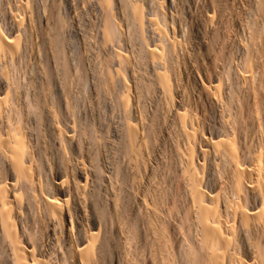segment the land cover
I'll list each match as a JSON object with an SVG mask.
<instances>
[{"label":"bare ground","instance_id":"6f19581e","mask_svg":"<svg viewBox=\"0 0 264 264\" xmlns=\"http://www.w3.org/2000/svg\"><path fill=\"white\" fill-rule=\"evenodd\" d=\"M136 1L89 0V14L95 12L102 29L101 35L94 32L110 43L105 68L115 74L110 80L112 71L111 77L105 72L98 80L92 65L91 87L100 97L94 101L99 107L103 97L100 105L117 111L116 122L108 117L106 125L108 115L99 122L98 114L107 109L99 112L93 101L89 105L98 109L93 116H99L97 122L79 112L82 121L97 123L92 127L90 121L77 125L81 118L77 124L69 120L78 102L69 96L75 72L63 48L67 20L62 23L65 14L57 11L62 4L46 9L44 31L40 1L33 9L35 0H12L19 13L10 26L15 37L5 39L0 32L1 264H264V0H173V13H157L153 20ZM74 2L84 10L83 2ZM149 3H144L146 9L152 7ZM35 10H41L38 19ZM72 19L75 27L78 22ZM28 52L37 61L30 64L36 69L30 84L32 67L23 65ZM77 62L78 79L73 80L82 82L89 72L85 75L86 64ZM135 63H141L138 70ZM18 65L28 70L22 76L29 79L26 100L18 93ZM87 79L82 83L89 84ZM145 98L154 100L149 120L143 112ZM24 110L31 113L25 116ZM96 147L108 163L101 171L96 169Z\"/></svg>","mask_w":264,"mask_h":264},{"label":"rangeland","instance_id":"374dc122","mask_svg":"<svg viewBox=\"0 0 264 264\" xmlns=\"http://www.w3.org/2000/svg\"><path fill=\"white\" fill-rule=\"evenodd\" d=\"M1 1H2V0H0V6L3 7V5H4L3 8H6V7H7L6 4H9V3L6 2V0H3V1H2L3 4H1V3H2ZM8 1H10V6H11V4L14 5V3H12V0H8ZM37 1H38V2L40 1V2H39V6H38V7H40L39 9H43V7L45 8V9H43L42 11H41V10H37V11L35 10V12H34V14L36 15L37 12H40V11H41V12H40L41 14L39 13V14H40V17H39V15L37 14L38 17H39L40 19L43 20V21L40 22V23L42 24V25H41L42 27H40V29L42 28L41 30H44V31L46 30L47 26H46V22H45V21L48 19V14H49L48 11H50V9H51V8H49V7H52V5L54 6V5H55V4H54L55 2H56V5H55L54 7H52V9H55V8L59 7V6H60V3H61L62 5L60 6V8H59V9L57 8V11L60 12L59 15H64V14H65L64 17L69 16V19H68V17L65 18V19H63V18H64L63 16H60V17H62V18H61V19H62V23H63V21L65 22V20H67V22L70 23L69 25H68L67 22L64 23V26L66 25V27H67L66 31H68V33H70V35L64 30L65 27L62 26V29H63V31H64L63 35L65 34V35H64V38H63V37H62V38L65 39V40H63V44L65 45L63 48L68 49V51L65 50V52H66V51L69 52V53H66V54H65V57L68 58V61H70L69 63L72 64V65L70 64L71 71L73 70L75 73H77V71H75V68H76V69L78 68V65H77V64L79 63V62H77L78 58H79V61L82 60V62H83L84 64H86V65H83V68H84V66H87V67H85L87 70H86V69H83V70H86V71H84V72H85V75L89 72V69H90V71H91V69L93 70V68H94V70H93L92 72H94L95 74L91 72V75H90V72H89V73L86 75L87 78L91 79V80H89V79L86 78L87 80H89V81H88L89 84H88V83H86V84L84 83V84H85V85H84V84L82 83V82H86V81H85L86 79H84L82 82H80V80H78L77 82L74 81V80L78 79V77H77L78 74H76V78H74V77H75V73L71 75V73H73V71L70 73L71 76H70V81H69V83H68V84L72 85V83L74 82L73 85H75V86L77 85L76 87L73 86V85H72L71 87H68V89H70V90H69V96H70V93H72V94L74 93V94L78 95V96H77L78 98H77L76 95H74V94H73V96H72V94H71V96H72L73 98L70 96V101H71L72 103H73L75 100L78 102V104H77V103H74V105L77 104L76 106H78V105H80V104H79L80 101L82 102L84 99H87V102H85V100H84V102H82V103H85V106H83V105L78 106L79 109H81V107H82V108H83V107H86L87 109L84 108L85 110H79V109L77 108V109H78V111H77L76 106H75V108H73V110H75V111L77 112V113H75L74 111H71L72 109H71V107H70L71 110H69V111L72 112L73 118H75V119H73V118L71 117V115H70L69 117H71L72 119L69 118V120H73L74 122H75V120H76V121L78 122L79 120H77V119H80V118H81V121L78 122V124H77L76 122H75V123H76L77 125H79V123H80V125L82 124L81 126L86 125V122L88 123V122L90 121V119H89V121H88V120H85V121L83 120V121H82V119H83V118H86V119H88V118H93V116L96 115V111L98 110L97 108H99V112H101V109H100V108H101L102 106H104V104H103V105H102V104L100 105L101 101L103 100V99H102L103 97H102L101 99H99V101L101 100L100 102L98 101V102H99V103H98V104H99V107L96 106L97 101H94V100H98L99 95H97L98 97L96 98L95 93H94V90H93V87H91V83H93V80H94V82H95V78L98 79V80H100V78H104L105 75L103 76V74H105V72H108V77L113 73V74H112L113 76H112V75H111L112 77L110 76V77H111L110 80H112V79L115 78L114 71L111 70L110 68H108V69L110 70V72H109V70H108L107 68H105V67H108V65H109V63H108L109 60H107V59L110 58V56H108V55H110V53H109V44H110V43H109L108 39L101 38V36H100V35H101V30H102V29L99 28V26H97V25H100V23H99V21H98L99 19H98V16L95 15V12H94V15H95V16H94L93 14L90 15L91 12L93 13V11H90V10H89V7H90V6H89V0H84V1H83V0H81V1L78 0L80 3L83 2V3H82L83 6L85 5L84 3H86V2L88 3V4L86 5V7L89 6L88 8L85 9V8H84L85 6H84V7L82 6V8L84 9V10H83L84 12L82 11L81 8L79 9V6H80V5H79L78 3H75V2H74L75 0H74V1H73V0H68V1H69L68 3H67V0H65L66 2H64V0H63L62 2L59 1V0H55L54 3H53V0H48V1L44 0V4H45V5H42V4H41V2H43V0H35V3H36ZM51 1H52V4H51ZM57 1H59L60 3L58 2V4H57ZM76 1H77V0H76ZM85 1H86V2H85ZM137 1H138V3H140V4H138V3H137V4H138L141 8L143 7V9L146 10V14L148 13V16H149V14L151 13L150 18H151V16H153V15L156 17V14H157V13H162V14H164V12H165L164 15H165L166 17H167V15H168V17H169V16L173 13V11L175 10V9H173V8H175V4H174V1H173V0H172L173 3L171 2V0H167V1L164 0V1H162L163 3L161 2V0H158L159 2L156 1V0H153V1H152V0H149V1H148V0H147L146 2H144L145 0H137ZM137 1H136V2H137ZM150 1L152 2V4L149 3ZM154 1H155V3H154ZM165 1H166V2H165ZM169 1H170V2H169ZM13 2H14V1H13ZM46 2H47V3H46ZM48 2H50L51 6H50V4H49ZM63 2H64V4H63ZM71 2H73V3H71ZM141 2H143V3L141 4ZM147 2H148V3L150 4V6H152V7H148V9H146L147 6H148V3H147ZM156 2H157V5L154 6V4H156ZM168 2H169V3H168ZM70 3H71V4H70ZM144 3H146L147 6H146V4H144ZM159 3H160V4H159ZM161 3H162V5H161ZM164 3H165V4H164ZM167 3H168V4H167ZM170 3H172V5H171ZM67 4H69L70 6L67 5ZM5 5H6V6H5ZM41 5H42V7H41ZM57 5H58V6H57ZM63 5H65L66 7H63ZM71 5H72V7H71ZM78 5H79V6H78ZM144 5H145L146 7H145ZM163 5H164L165 7H164ZM166 5H167V6H166ZM168 5H169V6H168ZM10 6L8 5V7H10ZM34 6H35V8H33V9H38V7H37V3H36ZM46 6H48V7H46ZM56 6H57V7H56ZM68 6H69L70 9H66V8H68ZM161 6L164 7V9H165V8L167 9V8H169V7H170V8L167 9V10L165 9L166 11H162L163 8H162ZM171 6H172V9H171ZM173 6H174V7H173ZM2 7H0V8H2ZM8 7H7V9H6V13H7V12L9 13L12 9H14V6H13V7L11 6L9 9H8ZM36 7H37V8H36ZM76 7H77V8H76ZM156 7H157V8H156ZM3 8L0 9V12L2 11V12L4 13L5 11H3V10H5V9H3ZM61 8L63 9L62 12H61ZM72 8H74V10H73ZM150 8H151V9L153 8V10H151ZM10 9H11V10H10ZM46 9H47L48 11H47ZM75 9H79V10H81L82 13H81V11H77V12H75V11H76ZM164 9H163V10H164ZM7 10H9V11H7ZM87 10H88L89 12H86ZM148 10H149V11L151 10L152 12H151V11L148 12ZM14 11H16V10H15V9L12 10V11L9 13V15H8V13H7V15H6L7 17L5 16L6 13H4V14H2V12L0 13V30L3 29L2 31L4 32L5 35H3V32H2V31H0V32L2 33V34H1L2 37L5 36V37H4L5 39H7L8 36L11 37L12 39L15 37V35H14L13 31H12V28H10V26L12 27V25H11L12 23H11V22H13V19H14V20H17V19H18V17H19V13H18L17 11H16V12H14ZM63 11L66 12V13H64ZM72 11H73V12H72ZM153 11H154L155 13H154ZM167 11H168V14H166ZM85 12H86V13H85ZM14 13H15V14H14ZM43 13H44V15H42ZM46 13H48V14H46ZM61 13H62V14H61ZM71 13H73V14H71ZM74 13H75V15H74ZM77 13H79V16H80V17L84 14V15L82 16V19H81L79 16H77ZM80 13H81V15H80ZM89 13H90V14H89ZM16 14H18V15L15 17ZM68 14H71L72 16H71V15H68ZM86 14H89L90 16L88 15V16H89V17H88ZM11 15H12V16H11ZM37 15H36V17H37ZM45 15H46V16H45ZM66 15H67V16H66ZM73 15L76 16V19H77V18H78V19H77V20H76V19L74 20L75 17H74ZM85 15H86V16H85ZM1 16H3L4 18L2 19ZM9 16L11 17V19H12V18H13V19H12L11 21L8 20V21H10V22H7V19H8ZM41 16H43L44 18H43V17L41 18ZM146 16H147V15H146ZM148 16H147V18H148ZM10 17H9V19H10ZM38 17H37V19H38ZM45 17H47L46 20H45ZM72 17H74V18L72 19ZM83 17H84L85 19L88 18L87 21L84 20ZM91 17H92V18H91ZM96 17H97V19H95ZM155 17H152V18H155ZM150 18H148V19H149V20H153L152 18H151V19H150ZM1 19H2V20H1ZM40 19H39V20H40ZM71 19L73 20L72 23L78 22L80 25L77 23L78 25H77V24H74V26L77 27V28L73 27V24H71V21H70ZM39 20H38V21H39ZM44 20H45V21H44ZM80 20H81V21H80ZM82 20H84V21L82 22ZM88 20H89V21H88ZM90 20H91V21H90ZM92 20H94V21L97 20L96 22L99 23V24L95 23V24H96V25H95V24L92 22ZM3 21H4L5 23H4ZM2 22H3V23H2ZM80 22H82V23H80ZM86 22H87V24H89L90 22L93 23V24L90 23L89 25H87ZM88 22H89V23H88ZM38 23H39V22H38ZM40 23H39V26H40ZM83 23H85V24L83 25ZM7 24H8L9 26H8ZM44 24H45V25H44ZM67 25H68L71 29H70ZM86 25H87V28L89 27V29H88V30H89L88 33H87V28L85 27ZM91 25H92V26L94 25V26L92 27L93 29L95 28L94 30L90 27ZM7 26H8V27H7ZM71 26L73 27V29H72ZM83 26H84V27H83ZM118 26H119V28H120V23H119V22H118ZM3 27H4V28H3ZM44 27H45V28H44ZM82 27H83V28H82ZM100 27H101V26H100ZM9 28H10V29H9ZM85 28H86V29H85ZM90 28L92 29L91 31H90ZM119 28H118V29H119ZM4 29H5V31H4ZM74 29H75V30H74ZM82 29H83V30H82ZM97 29H98V30H97ZM100 29H101V30H100ZM69 30H70V31H69ZM77 30H82V31H84V32H82L83 34H81V31L78 32ZM99 30H100V31H99ZM8 31H9L10 33H9ZM74 31H75V32H74ZM94 31H97V34H100V35H99L100 37H99ZM98 31H99V32H98ZM11 32H12V33H11ZM91 32H92V33H91ZM121 32L124 33V31H121ZM61 33H62V31H61ZM71 33H73V34H71ZM75 33H76V35H75ZM93 33H94V34H93ZM6 34H7V35H6ZM9 34H10L11 36H10ZM78 34H79V35H78ZM84 34H85V35H86V34H87V35L89 34L88 36L86 35V36L89 37V38L85 39L86 37H85ZM80 35H81V36H80ZM96 35H97L99 38H97ZM122 35H123V37H125V34H122ZM13 36H14V37H13ZM71 36H72V37H71ZM77 36H79V40H80V41L77 40V39H78ZM82 36H83V37H82ZM92 36L95 37V38H96L97 40H99V41H100V39H101L100 42L98 41V44H99V43H101V44H102V43H105V44H103L102 46H100L101 44H99V46L96 45L97 41H96L95 38H93ZM183 36H184V35H182V37H180V40H181V41L184 40L183 38H184L185 36H184V37H183ZM9 37H8V39H11V38H9ZM32 37H33V38H31V41H32L31 43H32V46H33V50L35 51V50H37V47H35V45H34L33 43L36 42V39H34V38H35L34 35H32ZM68 37H69V38H68ZM75 37H76V38H75ZM71 38H72V39H71ZM74 38H75V39H74ZM81 38H82V40H81ZM91 38H92L93 40H91ZM33 39H34V40H33ZM84 39H85L86 41H85ZM89 39L91 40V42H89ZM102 39H104V40H102ZM182 39H183V40H182ZM66 40H67V41H66ZM75 40H76V41H75ZM34 41H35V42H34ZM71 41H72V42H71ZM87 41H88L89 43H88ZM92 41H93V43H92ZM94 41H96V43H95ZM103 41H104V42H103ZM64 42H65V43H64ZM68 42H69V44H68ZM82 42H83V44H84V42H87V44H86V43L84 44V45H86V46L82 45ZM66 43H67V44H66ZM72 43H73V44H72ZM80 43H81V45H80ZM91 43H92V45L94 44L93 47H92V45H91V48H88V47H90V44H91ZM66 45H67V47H66ZM68 45H69V46H68ZM74 45H75V46H74ZM87 45H88V46H87ZM107 45H108V47H107ZM77 46H78V47H77ZM80 46H81V47L84 46L86 51L89 50V49H90V50L92 49L93 51H92V52L87 51V52H88V53H87L86 51H84V49H81ZM103 46H105L104 49H103ZM68 47H69V48H68ZM79 47H80L81 50H83V51H84L85 53H87V54L85 55L84 52H81L80 49H78ZM84 47H83V48H84ZM95 47H97V49H95V51H94V48H95ZM100 47H102V48H101V49H98V48H100ZM71 48H72V49H71ZM86 48H87V49H86ZM69 49H71L72 51L69 50ZM75 49H76V50H75ZM128 49H129V46H128L127 50H128ZM130 49L132 50V47H131V46H130ZM130 49H129L128 51H130ZM134 49H135V50H134ZM98 50H99V51L102 50V51L99 52ZM103 50H104V51H103ZM133 50H134V51H133ZM133 50H132L133 52H136V51H137L136 48H133ZM76 51L78 52V58H77V56L75 55V54L77 53ZM97 51H98V52H97ZM65 52H64V53H65ZM103 52H104L105 55L103 54ZM106 52H107V53H106ZM130 52H131V51H130ZM70 53L72 54V56H71ZM81 53H83L85 56H84V55H81ZM89 53L93 54L92 56H94V57H92L91 55H89ZM94 53H95V54H94ZM98 53H99V56H97ZM137 53H138V51L136 52V54H137ZM27 54H28V59H29L30 61L27 59V56H26ZM27 54L24 55V57H25L26 59H25L24 57H23V59H25V63H27V62H29V63H27V64L25 65V63L23 62V65L26 67V66L29 64V65H28L29 67L27 66V68H29V70H30L31 67H32V69L29 71L30 75H29V73H28L27 68H25V67L22 66V65H21L22 67H21L20 65H18L19 67L17 66V68H16V73H17V74H20V73H21V77L19 76V79L21 78L22 80H21V79H20V80H19V79H16V77H17L18 75H14V76H15L14 78H15L16 80H18L17 82L19 83V87H18V91H19V92H18V93H20V95H21L22 98H23L22 95H24L25 93H26L25 95L29 96V95L27 94L28 91H27V92H26V91L24 92V89L27 90L28 85H29L30 83H33V82L35 81V79L33 80L32 78H33L34 76H36V72L32 71V70H35V71H36V69L33 68V67H35V66H30V64L32 63L33 60L35 61V63H37V61L34 59V57H33L29 52H28ZM68 54H69L70 57H68ZM73 54H74L75 56H74ZM101 54H103V55L105 56L104 59H106L107 61L103 59V55H101ZM107 54H108V55H107ZM138 54H139V53H138ZM30 55H31V57L33 58L32 60L30 59V58H31ZM87 55H89V56H87ZM127 55L129 56L130 54H127ZM79 56H80V57H79ZM83 56H84V57H83ZM101 56H102V60H104V61H101ZM138 56H139V55H138ZM29 57H30V58H29ZM81 57L84 58V59H82ZM87 57H91V58L89 59V58H87ZM108 57H109V58H108ZM70 58H72V59H74V60H76V58H77V60L75 61V63H73L74 60H72V59H70ZM99 58H100V59H99ZM23 59H22V60H23ZM69 59H70V60H69ZM88 59H89V61H88ZM95 59L98 60V61H96ZM26 60H27V61H26ZM83 60H85V62H84ZM23 61H24V60H23ZM34 61H33V62H34ZM86 61H87V62H86ZM105 61H106V65H104V62H105ZM141 61L143 62V60H141ZM141 61H139V62H141ZM21 62H22V61H21ZM88 62H89V64H88ZM92 62H93V63H92ZM94 62H97V63H99V64L94 63ZM35 63H34V64H35ZM91 63H92V64H91ZM107 63H108V64H107ZM20 64H21V63H20ZM34 64L32 63V65H34ZM93 64H95V66H93V68H92V65H93ZM96 64L99 65V68H97L98 66L96 67ZM101 64H103V65H101ZM137 64H138V63H137ZM137 64L135 63V65H137ZM143 64H144V62L142 63V66H140L141 63H139V64L136 66V68H137V70H138V69L141 67V68H140V71H142L141 69H143L142 72H140V71H139V72L143 74V75L141 74V79L145 80V79H146V74H147V73H146V71H145V70H146L145 67H143ZM35 65H36V64H35ZM74 65H75V66H74ZM89 65H90V66H89ZM72 66H74V67H72ZM76 66H77V67H76ZM88 66H89L90 68H89ZM139 66H140V67H139ZM101 67H103V68H101ZM109 67H110V66H109ZM24 68H25V69H24ZM72 68H73V69H72ZM96 68H97V69H96ZM23 69H24V72L22 71ZM95 69H96L97 71H96ZM98 69H99V71H101V72H99ZM17 70H19L20 72L17 71ZM25 70H26L27 72H26ZM103 70H106V71H103ZM87 71H88V72H87ZM95 71H96V72H95ZM111 71H112V73H111ZM25 72H26V74H25ZM98 72H99V73H98ZM14 73H15V72H14ZM23 73H24V74H23ZM27 73H28V75H27ZM33 73H35V75H34ZM96 73H97V74H96ZM92 74H94L93 77H95V78H93V79L91 78ZM23 75H25V76L27 75L29 79H32V80H30L29 84H28L29 79L27 78V79H28V81H27V80L25 79V78H26L25 76H24L25 78L22 77ZM32 75H34V76H32ZM73 75H74V76H73ZM85 75H84V78L86 77ZM95 75H96V76L98 75V76H100V77H96ZM29 76H30V77L32 76V77L30 78ZM72 76H73V77H72ZM143 76H145V77H143ZM147 76H148V74H147ZM142 77H143V78H142ZM17 78H18V77H17ZM34 78H35V77H34ZM15 79H14V80H15ZM23 79H24V80H23ZM73 79H74V80H73ZM71 80H72V81H71ZM71 82H72V83H71ZM75 82H76V83H75ZM79 82H80L81 84H79ZM96 82H97V81H96ZM98 82H100V81H98ZM21 83L24 84V86H25L26 84H27V85L24 87ZM20 84L22 85V87L20 86ZM78 84H79L80 86H79ZM82 84H83L84 87H86L87 89L83 87L84 90H82V89L79 90L80 87L82 88V86H83ZM87 84H88V85H87ZM93 84H94V83H93ZM93 84H92V85H93ZM81 85H82V86H81ZM86 85H87V86H86ZM89 85H90V86H89ZM98 85H99V84H98ZM68 86H69V85H68ZM88 86H89L90 88H89ZM23 87H24V88H23ZM73 87H74V90H71ZM77 87H78V88H77ZM19 88H20V89H19ZM88 88H89V90H88ZM21 89H22V90H21ZM76 89H77L78 91H76ZM85 89H86V90H85ZM20 90H21V92H20ZM87 90H88V91H92L93 93H92V92L88 93ZM22 91H23V92H22ZM70 91H71V92H70ZM72 91H73V92H72ZM74 91H75L76 93H75ZM79 91H85V92H84V94H82L83 92L80 94ZM103 92H104V91H103ZM21 93H22V94H21ZM23 93H24V94H23ZM77 93H78V94H77ZM86 93H87V94H86ZM88 94H89L90 96H86V95H88ZM91 94H92V95H91ZM25 95H24V96H25ZM81 95H82V97L84 98L83 100H81L82 97H79V96H81ZM27 96H25V97H26L25 100L28 98ZM101 96H102V95H101ZM149 96H150L151 99H153V97H151V95H149ZM149 96H148V97H149ZM74 97L77 98V99H75ZM88 97H89V98H88ZM93 97H94L95 99H94ZM29 98H30V96H29ZM90 98H93V99H90ZM99 98H100V97H99ZM150 98H149V100L146 99V98L144 99L145 101L143 100V102H144L146 105H148V106H147V109H146L147 111H145V109L143 110V112H145V113L148 112V111H149L150 113L153 112V111L151 112L150 110H153V108H154V107H151V105L154 106V100H153V103H152V100H151ZM72 99H73V101H72ZM78 99H80V100H78ZM88 99H90V100H88ZM108 99H110V98H108ZM146 100H148L149 103H151V104H149L148 101H147V103H148V104H147V103H146ZM150 100H151V101H150ZM90 101H91V102H90ZM93 101L96 102V103H93ZM25 102H26V101H25ZM81 102H80V103H81ZM88 102H90V103H88ZM82 103H81V104H82ZM86 103H87V104H86ZM91 103H93V104H91ZM111 103H112V102L110 101V104L108 103V105H114V103H113V104H111ZM89 104H91V105H93V106H96L97 108L92 106L93 109H92V108L90 109L91 105H89ZM94 104H95V105H94ZM87 105H88V106H87ZM149 105H150V106H149ZM143 106H144V105H143ZM148 107H149V108H148ZM150 107H151L152 109H150ZM144 108H146V107L144 106ZM105 109H107V108L105 107ZM105 109L102 107V111H103V110L106 111ZM149 109H150V110H149ZM86 110H87V111H86ZM88 110H89V111H88ZM90 110H92V111L95 110V112H92V113H94V114L90 113ZM26 111H27V108H26ZM26 111L24 110V112H26ZM80 111H82V112H80ZM107 111H108V114H106ZM107 111H106V112H102V113H100V114H102L103 116L97 113V114L100 116V118L102 117V119H99V116H98V118L94 117L93 120H94L95 122H97V120L99 119V122H100V120H101V122H103V119L107 117V118L104 120V124H105V122L108 120V117H110V118H112V119H111L112 122H113V120H115V121L113 122V123H115L116 120H117V118H116V115H117L116 112H117V111H115V112H111V111H109L108 109H107ZM18 112H21V111H18ZM24 112H22V113H24ZM79 112L82 113L81 115H84L83 118H82V116L80 115ZM84 112H89L90 114H89V113H88V114H85ZM109 112H110V113H109ZM149 112H148L147 114H144L145 117H146V119H148L149 116L151 117V114H150ZM28 113L30 114L31 112L28 111ZM103 113H105V114H103ZM26 114H27V112L24 113L25 116L29 115V114H27V115H26ZM78 114H79V115H78ZM91 114H92V115H91ZM109 114H110L111 116H109ZM68 115H69V114H68ZM74 115H75V116H74ZM77 115H78V116H77ZM85 115H88V116L86 117ZM89 115H90L91 117H89ZM106 115H108V116H106ZM79 116H81V117H79ZM96 116H97V115H96ZM105 116H106V117H105ZM147 116H148V117H147ZM150 117H149V119H150ZM29 118H31V117L28 116V118H26V119L28 120V123H27V121H26V123H27V126L30 125V126L32 127V126H33V125H32L33 122L31 121L32 118L30 119V121H29ZM76 118H77V119H76ZM110 118H109V119H110ZM113 118H114V119H113ZM149 119H148V120H149ZM210 119H211V118H209V124L211 125V120H210ZM94 121H90L88 124H90V123L92 124V122H94ZM108 121H109V120H108ZM108 121H107V124H106V125H108ZM30 122H32V123H30ZM84 122H85V123H84ZM146 122H148V121H146ZM29 123H30V124H29ZM147 124H148V123H147ZM96 125H97V123H96V124L94 123V125L92 124V127H93V126L96 127ZM111 125H112V124L110 123V130L112 129ZM97 126H98V125H97ZM31 127H28V129H30ZM95 127H94V128H95ZM33 128H35V126H34ZM33 128H31L30 131H32ZM106 128H107V126H106ZM215 129H216V128H215ZM215 129H214V130H215ZM95 130H96V129H95ZM95 130H94V133H95L94 135L97 134V133H96L97 130H96V131H95ZM33 131H34V129H33ZM215 132L217 133V131L215 130V131L213 132V133H214L213 136L216 135V136L218 137V134H215ZM217 137H215V138H217ZM159 139H161V137H159ZM159 139H158V140H159ZM156 143H157V145H158V143H159L160 145H158V147L155 146V150H157L156 147L161 149V148H162V146H161V145H162L161 142L156 141ZM96 148H97L96 151H98V147H96ZM165 149H166V148H165ZM160 151L162 152L163 149H161ZM160 151H159V150H158V151H155V154H154V155H156V153H157V152H160ZM164 151H165V153H166V150H164ZM161 152H160V153H161ZM158 154H159V153H158ZM158 154H157V155H158ZM152 157H153V156H152ZM152 157H151V160H152V161L155 160V157H153L154 159H152ZM96 158H97V157H96ZM97 160H98V161H97ZM109 160H110V159H109ZM151 160H150L151 164H150V162H149V164L152 165V166L154 167V168H153V167L150 166V167H151V170L154 171V169H155L156 166H157V165H155L156 161H155V162H154V161L152 162ZM99 161H100V162H99ZM106 161L109 162L108 160H106ZM96 162H97V163H96ZM96 162H95V163H96V169H97L98 171H101V169H99V168H101L103 162L105 163V161L103 160V157H102V156H101V159H100L99 151H98V158L96 159ZM97 164H98V165H97ZM99 164H100V165H99ZM106 164L108 165V163H105L104 165H106ZM98 166H100V167H98ZM160 167H161V166H160ZM161 168H162V167H161ZM158 170H160V168H158ZM48 180H50V177H48ZM54 183H55V182H54ZM1 249H2V248H1ZM0 251L3 252L4 249H3V250H0ZM2 252H1V253H2ZM1 253H0V255H2V256H0V257H2V258H0V261H1L2 259H3V261H4V258H3L4 256H3V254H1ZM3 261H2V264H3ZM0 264H1V262H0Z\"/></svg>","mask_w":264,"mask_h":264}]
</instances>
